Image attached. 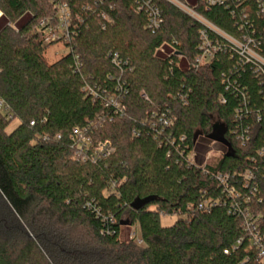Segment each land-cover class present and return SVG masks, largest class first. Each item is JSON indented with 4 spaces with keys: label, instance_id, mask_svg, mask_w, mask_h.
<instances>
[{
    "label": "trees",
    "instance_id": "obj_1",
    "mask_svg": "<svg viewBox=\"0 0 264 264\" xmlns=\"http://www.w3.org/2000/svg\"><path fill=\"white\" fill-rule=\"evenodd\" d=\"M59 2L73 40L49 62L55 42L39 24L57 18ZM189 4L225 33L253 36L264 56L257 0ZM0 11V264H263L235 208L250 196L264 232V74L254 63L169 0H0ZM202 32L221 48L194 65ZM112 97L123 111L106 105ZM216 123L226 143L209 162ZM75 128L112 152L83 158ZM248 169L255 195L236 183L241 195L230 196L215 177ZM164 215L177 219L164 226ZM125 226L143 244L122 239Z\"/></svg>",
    "mask_w": 264,
    "mask_h": 264
},
{
    "label": "built area",
    "instance_id": "obj_2",
    "mask_svg": "<svg viewBox=\"0 0 264 264\" xmlns=\"http://www.w3.org/2000/svg\"><path fill=\"white\" fill-rule=\"evenodd\" d=\"M181 9H183L185 12H187L189 15H191L193 18L197 19L198 21L205 24L208 28H210L212 31L217 33L218 35L222 36L228 43L230 44L231 48L234 49V51L246 62L254 63L256 66V70L259 71V73L264 74V56L259 53V51L256 49L257 42L253 36L250 34L244 33L241 37L229 35L207 21L202 15L197 13L193 6H191L189 3L180 0H169ZM235 1L236 3L244 4L245 0H207V3L211 5L215 4H225L226 2ZM258 3V13L261 15H264V0H257ZM58 7V14L56 19H50V18H44L40 21L39 26L44 28L46 32V41L47 42H57L62 40L64 43L69 42L71 43L73 40V33L71 31V20H70V13L69 8L66 3L59 2L56 4ZM2 15V12L0 11V17ZM108 21L109 18H107ZM161 23V18L159 15V11L157 9H153L150 13L149 17V23L148 27L152 30H155L159 27ZM201 52L199 56L196 58V61L194 65H200L204 62H208L211 60V58L214 56L215 52L221 48L220 45L217 43H214L205 32L201 33ZM162 52H164V49H160ZM121 59L119 58V55L115 53L112 57V62L115 65L121 64ZM122 70V69H121ZM123 71V70H122ZM120 77L118 79L119 86H121ZM89 88V87H88ZM91 93L95 94L94 89H90ZM145 98H147L146 95H144ZM112 104L114 107L117 108L119 111H123V108L121 106V103L119 99L111 98L110 101L106 104L109 105ZM8 106L5 104V101L3 99H0V109L5 110ZM160 121L164 124L169 126L172 123V117H170L168 111H163L159 115ZM31 125H34V121H31ZM74 135L75 138L78 140V143H81L80 145V153L82 154V157L85 159H90L92 161H97L99 159H103L107 157L113 150V146L109 141L99 142L95 145L91 144V138L88 136H85L84 134H81L80 128L74 129ZM90 146H92L90 148ZM85 147L89 148L88 151H83ZM259 154L264 156V147L259 151ZM191 162L193 161V156L189 158ZM216 179L220 186L224 188L225 191L230 196H236L240 197L241 193L237 189L236 183H241L245 188H248L252 185L251 194H256L258 183L255 179V176L251 170H247L244 173V176H240L241 178H237L236 174H233L231 176L230 173H218L216 176ZM235 182V183H234ZM245 207L240 208L238 205L235 207L240 211V215L242 216L243 221V227L246 232V235L248 236V240L250 241L251 246L255 247L258 253V257L262 260L264 264V232L261 228V219L259 217H255L253 214L252 209L250 208L248 202L250 201V196L244 197ZM205 205H209L208 202H204V204H201L200 207H203ZM132 238H135V240L143 244L142 239L140 236L134 235ZM239 242H241L239 240Z\"/></svg>",
    "mask_w": 264,
    "mask_h": 264
},
{
    "label": "rangeland",
    "instance_id": "obj_3",
    "mask_svg": "<svg viewBox=\"0 0 264 264\" xmlns=\"http://www.w3.org/2000/svg\"><path fill=\"white\" fill-rule=\"evenodd\" d=\"M185 2L194 3L195 0H187ZM69 51H70L69 47L66 46L62 42L52 43L47 48V52H46L47 60L49 62H54L60 57H62L63 55L67 54ZM18 123H19L18 120H14L9 126V130L13 129L16 125H18ZM210 146H211V152L208 153L207 158H206V161H209V162L214 160L215 158H219L222 152L224 151V148L221 147L223 146L221 142L212 141ZM176 219H177V215H164L161 217V223L164 226H168V225L173 224ZM134 235H136L137 237L140 236L138 227L125 226L123 228L121 238L122 239H125L128 237L130 238V237H133Z\"/></svg>",
    "mask_w": 264,
    "mask_h": 264
},
{
    "label": "water",
    "instance_id": "obj_4",
    "mask_svg": "<svg viewBox=\"0 0 264 264\" xmlns=\"http://www.w3.org/2000/svg\"><path fill=\"white\" fill-rule=\"evenodd\" d=\"M226 128L222 123H216L213 126V131L209 135L210 139L216 142L226 143L225 141Z\"/></svg>",
    "mask_w": 264,
    "mask_h": 264
},
{
    "label": "crops",
    "instance_id": "obj_5",
    "mask_svg": "<svg viewBox=\"0 0 264 264\" xmlns=\"http://www.w3.org/2000/svg\"><path fill=\"white\" fill-rule=\"evenodd\" d=\"M138 230H139V228H138Z\"/></svg>",
    "mask_w": 264,
    "mask_h": 264
}]
</instances>
